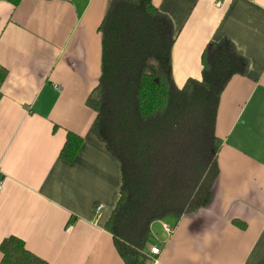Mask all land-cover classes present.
<instances>
[{
    "label": "crops",
    "instance_id": "0c3cea01",
    "mask_svg": "<svg viewBox=\"0 0 264 264\" xmlns=\"http://www.w3.org/2000/svg\"><path fill=\"white\" fill-rule=\"evenodd\" d=\"M110 2H0V245L16 237L49 264H124L106 230L121 167L84 140L97 117L87 100L101 77ZM152 3L173 24L177 86L201 79L212 42L230 41L248 62L221 96L211 201L159 221L174 232L150 246L161 250L153 264H264V0ZM69 133L83 140L70 161L61 158Z\"/></svg>",
    "mask_w": 264,
    "mask_h": 264
},
{
    "label": "trees",
    "instance_id": "16d2710c",
    "mask_svg": "<svg viewBox=\"0 0 264 264\" xmlns=\"http://www.w3.org/2000/svg\"><path fill=\"white\" fill-rule=\"evenodd\" d=\"M17 7L23 0H0ZM103 54L98 86L87 100L97 117L88 140L119 163L122 186L106 230L124 264H153L151 227L211 201L221 141L215 133L221 96L248 62L224 40L208 44L201 79L182 87L172 72L171 19L152 0H111L99 28ZM7 70L0 66V96ZM82 138L67 135L70 161ZM1 264H49L22 240L5 239Z\"/></svg>",
    "mask_w": 264,
    "mask_h": 264
},
{
    "label": "rangeland",
    "instance_id": "374dc122",
    "mask_svg": "<svg viewBox=\"0 0 264 264\" xmlns=\"http://www.w3.org/2000/svg\"><path fill=\"white\" fill-rule=\"evenodd\" d=\"M163 221H166L167 223H171V218H165ZM163 222H156L154 225L151 227V231L153 232V235L151 240H150V246L153 245H159L161 246V243H159V239L162 238L163 235Z\"/></svg>",
    "mask_w": 264,
    "mask_h": 264
},
{
    "label": "built area",
    "instance_id": "2783aa9c",
    "mask_svg": "<svg viewBox=\"0 0 264 264\" xmlns=\"http://www.w3.org/2000/svg\"><path fill=\"white\" fill-rule=\"evenodd\" d=\"M1 189H2V186L0 185V191ZM101 209H102V206H98L96 208V212L98 213ZM163 229L167 235H172L174 232V227L167 225V224H163ZM150 254L152 257L160 256L161 250L158 247H152L150 249Z\"/></svg>",
    "mask_w": 264,
    "mask_h": 264
}]
</instances>
